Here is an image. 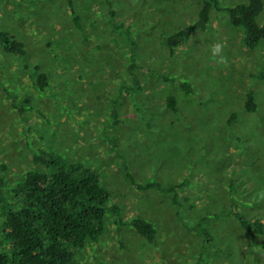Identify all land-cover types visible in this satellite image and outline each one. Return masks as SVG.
Listing matches in <instances>:
<instances>
[{"label": "rangeland", "instance_id": "obj_1", "mask_svg": "<svg viewBox=\"0 0 264 264\" xmlns=\"http://www.w3.org/2000/svg\"><path fill=\"white\" fill-rule=\"evenodd\" d=\"M105 1L73 0L72 14L65 0H0V32L25 51L18 57L0 47L3 181L36 170V149L54 151L98 173L121 221L140 218L156 231L147 243L108 214L98 238L70 248L74 264H264V45L244 47L223 11L247 0H217L206 28L172 51L165 39L192 27L202 0H108L113 18ZM133 61L141 91L128 94ZM37 73L47 76L44 92L33 85ZM247 93L253 113L243 109ZM130 178L179 185V205L162 191L137 190ZM232 204L263 224L261 235L237 221Z\"/></svg>", "mask_w": 264, "mask_h": 264}, {"label": "trees", "instance_id": "obj_2", "mask_svg": "<svg viewBox=\"0 0 264 264\" xmlns=\"http://www.w3.org/2000/svg\"><path fill=\"white\" fill-rule=\"evenodd\" d=\"M70 13H74L73 0H65ZM109 16L114 17L111 3L105 1ZM211 10H219L217 0H202L197 18L191 28L182 29L165 39L169 51L189 38L192 29L204 30L209 21ZM262 10L261 0H247L245 3L226 7L228 23L241 30V40L244 47L254 49L264 45V24L257 23ZM73 22L78 28L77 17ZM0 47L3 52L24 57L23 44L7 32H0ZM37 69V68H36ZM141 69L136 61L127 66V85L125 93L132 94L141 91L135 72ZM34 87L44 92L48 86L47 76L37 73L34 76ZM180 88L189 92L187 83L181 82ZM12 105L20 114L25 109L11 97ZM165 106L168 111L176 113L177 102L173 95L167 94ZM119 102L110 103V126L118 124ZM243 109L253 113L255 103L249 93L245 96ZM36 170L24 174L19 182L6 184L0 176V215L2 223L0 230L6 251L0 252V264H74L70 248H80L89 241H94L104 230L106 215L113 214L116 223L127 226L137 236L147 243L155 238L156 231L151 224L134 218L121 221L119 209L109 202V192L102 185L98 173L79 162H68L54 151L36 149L32 155ZM3 166L0 165V173ZM134 187L142 192L162 191L170 196V201L179 205L178 186L165 187L152 181L145 184L135 183ZM231 213L237 221L245 226L248 232L261 235L263 224L258 220H247L232 204ZM206 245L210 243L208 233L202 230Z\"/></svg>", "mask_w": 264, "mask_h": 264}, {"label": "clouds", "instance_id": "obj_3", "mask_svg": "<svg viewBox=\"0 0 264 264\" xmlns=\"http://www.w3.org/2000/svg\"><path fill=\"white\" fill-rule=\"evenodd\" d=\"M221 51V45L220 44H215L213 45L211 48H210V52H211V55L213 57H215L216 55H218ZM222 59V57H221Z\"/></svg>", "mask_w": 264, "mask_h": 264}]
</instances>
